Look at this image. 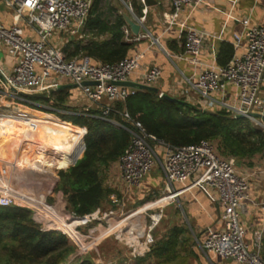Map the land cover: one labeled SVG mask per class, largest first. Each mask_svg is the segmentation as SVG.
Returning <instances> with one entry per match:
<instances>
[{"label":"built area","instance_id":"obj_1","mask_svg":"<svg viewBox=\"0 0 264 264\" xmlns=\"http://www.w3.org/2000/svg\"><path fill=\"white\" fill-rule=\"evenodd\" d=\"M0 1L12 8L15 16L10 26L0 21V47L7 48L8 54L18 60L11 75L6 76L11 87L25 93H43L57 89L58 85L51 81L55 77L57 82L67 80L78 85L83 98L89 103L86 112L97 107L106 119L114 112L119 113L131 127L126 128L131 133V142L118 160L119 180L128 193L140 189L143 181L160 165L166 181L163 198H168V203L189 190L200 189L212 202L223 205L220 221L222 227L209 231L202 246L204 255L238 264H264L261 256L264 224L254 232L253 243L250 245L246 242L248 231L241 219V212L245 211L246 202L250 199L251 175L240 171L234 158L222 156L215 142L205 140L197 145L175 148L148 133L127 111L116 110L118 103L125 102L139 90L119 83L131 80L140 69L144 54L127 57L116 64H102L83 55L67 60L64 53L52 44L55 33L68 32L74 27L81 29L85 25L94 0ZM205 2L206 0H171L172 9L164 15L166 25L179 26L185 39V53L178 58L195 67L202 65L199 56L209 35L188 26L186 21L179 23L178 17L186 9H200ZM128 6L134 19L140 25L143 24V18H138L133 7L130 4ZM23 24L33 30L38 39L27 37ZM243 26L242 33L234 36V48L241 49L242 52L236 54L228 65H203L199 75L191 78L183 76L180 81L182 85L190 86L199 99L205 102L196 104L203 110L212 106L225 110L234 117L246 116L255 125L264 127L262 119L249 116L261 114L264 110V25H253L250 18H246ZM123 31L128 42H137L142 38L141 35L135 36L128 26ZM161 78L162 69L152 67L143 73L139 84L154 86ZM87 82H94L96 85L85 86L84 83ZM2 83L4 93H0V96L12 95L20 101H26L14 93L7 83ZM180 90L178 88L177 92L184 95L185 92ZM113 123L119 126L117 122ZM176 184L183 185L184 188L177 191ZM111 198L114 204H121L115 195ZM13 205L21 204L14 195L0 192V206ZM258 209L264 214V201L258 205ZM49 211L53 214L52 210ZM59 213L52 216L60 219L64 225L59 226V229L49 227L43 230L60 231L71 242L80 246L77 242L79 238L84 239V234L79 228L95 223L98 227L88 229L92 235L100 227H104V221L113 216L115 211L110 209L103 212L99 208L83 217L72 214L67 208L61 209ZM36 217L37 210L34 211V219L38 222ZM159 220L155 216L152 218L153 224L146 236L123 228L118 231L116 239L131 250L133 258L145 257L151 252V235ZM88 250L84 247L79 252L85 256Z\"/></svg>","mask_w":264,"mask_h":264},{"label":"trees","instance_id":"obj_2","mask_svg":"<svg viewBox=\"0 0 264 264\" xmlns=\"http://www.w3.org/2000/svg\"><path fill=\"white\" fill-rule=\"evenodd\" d=\"M102 3L103 0L93 1L91 12L81 28L80 32L88 36L89 40L72 41L64 47L67 60L83 55L98 63L116 64L132 56L136 42L126 40L123 31L127 26L124 13H118L111 19L104 13ZM141 5L138 1L132 4L139 17H143ZM183 42L185 46V39ZM234 55L233 45H223L219 65H228ZM68 96L67 92L59 91L54 93L51 100L54 101V108L61 111L59 116L62 120L72 124L70 127L78 126L75 128L79 131V137L74 141L77 145H83L85 130L82 128L87 129L86 149L75 166L60 172V182L55 193L63 195L61 206L72 214L83 217L99 208L104 210L105 203L112 196L113 191L104 185L105 171L128 148L132 136L126 128L131 127L119 113H112L108 119L102 117L100 109L78 113L66 105ZM30 100L50 102V99ZM116 110L127 111L148 133L175 148L197 145L208 140L217 144L222 156L239 161L264 155V130L250 119H238L225 110L210 112L194 104L173 103L149 90H138L125 102L118 103ZM62 133L64 132L59 131L58 134ZM73 164L59 170L67 169ZM110 202L115 209L113 201ZM37 212L42 213L39 210ZM188 233V229L175 226L152 246L151 253L146 257H127L119 264H149L151 257L160 262H172L178 250L186 247L188 240L184 236ZM75 251L76 247L64 233L44 231L34 219V210L20 205L0 206V264H63ZM75 264L96 263L90 257H84Z\"/></svg>","mask_w":264,"mask_h":264},{"label":"crops","instance_id":"obj_3","mask_svg":"<svg viewBox=\"0 0 264 264\" xmlns=\"http://www.w3.org/2000/svg\"><path fill=\"white\" fill-rule=\"evenodd\" d=\"M142 1L143 3L141 6L143 7L142 9L143 17H139L134 11V13L138 18H143V24H141L142 29L140 31V35L142 38L140 41L136 42V46L132 52V56L137 55L139 53H143L144 57L141 60L140 69L132 76L130 82L139 84L143 73H145L152 67H159L162 69V78L157 84L154 85V87L158 88L160 93L185 99V101L194 105H196L194 100L198 98L197 97L198 95L193 89H191L190 86L188 85L184 86L185 84L182 85L180 81L181 78L183 76L187 78H191L194 77L195 75H199L204 68L203 65H213V64L219 65L218 60L223 45L231 44L234 47V43H235L234 36L235 34L242 33L244 29L243 26L244 19L250 18L251 24L253 25H264V0H206L204 5L198 10L195 11H191L190 9L184 10L182 13H180L178 17V22L183 23L184 21H186L188 26L193 27L200 31H204L209 35L208 39L204 43L203 52L199 56V60L202 63V65L195 67L190 63L180 60L178 58L179 56L185 53V46L183 42L184 37H182V31L180 27L179 26L169 27L168 25H166L164 15L170 13L172 9L171 0H156L158 4L154 7H149V8L146 7L144 0ZM14 19L15 16L13 9L6 6L4 1H0V21L6 26H10L14 22ZM22 26L25 28L27 37H29L30 39H38V36L33 32V30H31L29 27H26L25 24H23ZM71 30H72L71 32L72 34L80 33L81 37L84 38L83 39L84 42H87L89 40L88 36H85L80 32L81 29L74 27ZM61 34L62 33L54 34V37L52 39V44L64 53V45L63 47H60V43L61 44L65 43L66 39H64ZM79 41H81V39ZM241 52H242L241 49L235 50V55L240 54ZM17 61H18L17 58L12 57L8 54L7 48L0 47V69L6 76L11 75L15 65L17 64ZM51 81L54 82V85H58V87L73 85L71 82L67 80H60L59 82H57L55 77L52 78ZM2 82L4 81L0 78V93H4V85ZM178 88L184 91L185 94L182 95L183 93L181 92L180 93L181 96H180L179 91L177 92ZM59 91L67 92V94L69 95L66 102L67 106H69L73 110L75 109L76 112L78 113L86 112V106H89V103H87L83 98L81 89L79 87H72V88L69 87L61 90L57 89L56 92ZM234 92L235 90L232 88V93ZM53 95L54 94L50 95L48 99H42V100L50 99L49 103H45L42 101L41 102L31 101L30 99L27 98L25 99L26 100L25 102L21 101L27 104L29 103L28 105L29 107H27L29 110L34 112H39L37 114L40 115L42 118H44L41 119L43 122L40 119H9V120L10 121L17 120L18 123L20 122V125L22 127L24 125L31 124L30 132H33V134L35 133L37 121L40 120V122H42L45 125V127L48 129V133L51 136L58 137L55 135H61V137L64 138V141L68 142L69 140L65 139V137L73 134L76 129L75 127L78 126L70 127V125L72 124L69 125L68 122L61 119V117L59 116V113L61 111L54 108L53 106L54 101L51 100ZM9 97L11 96H5V95L0 96V102L3 103V101ZM73 97H75L74 101H73ZM76 98H78V101ZM262 98L264 99V86L262 89ZM36 104H50L52 109L46 110L40 108V106L36 107ZM96 109L97 107H92L91 110H96ZM206 110L210 112L222 111L221 109L219 110L212 106L210 108H206ZM261 115L263 117L259 119H262L264 121V110L262 111ZM46 116L55 117L56 119H47ZM70 128L73 129L69 131ZM82 129L85 130L83 136V138H85L87 129L86 128H82ZM14 130H17V128L12 130V134ZM59 131H62L64 133L58 134ZM66 131L69 132L65 133ZM75 134H77L76 139H78L79 133H75ZM8 138L10 141L9 144H12L11 136H8ZM36 138L38 139V137L33 136L31 141L27 140L25 142H22L21 151L22 154H24L22 157V163L23 161L26 162L29 160V166H31V153H33L30 147L31 145L33 146L34 143H36L37 140ZM37 151H40L39 147L34 148V152ZM235 162L237 168L240 171L249 173L251 175L250 191H249L250 199L246 202L245 211L241 212L242 222L248 231L246 242L251 245L253 243L254 232L256 230L261 229L262 228L261 226L264 224V214L258 209V205L262 201H264V155H259L251 160H246V161H238L235 158ZM38 168L39 169L26 168L24 170H19L18 168L12 166V169L10 168L11 176L9 177L7 176L8 179H5V184H3L4 178L2 177V179H0V185L5 186L4 188L0 189V192H6L11 195H14L17 198L19 204L20 202H24V201H36L39 205L37 206L29 205V206L36 208L42 213L44 210L41 207H44V204L41 200L47 201L48 198H54L55 196H56L55 202H58L57 204H59L58 205L59 208L60 209L66 208L61 206L62 204L61 200L63 199L62 193H58L57 195L55 193V189L57 188L60 182V176L55 174L57 171H59L60 174L61 171L67 169L56 170L53 174H47L45 170L41 169V166H39ZM16 172L20 173L19 177H16ZM3 173L7 175V172L4 169H3ZM118 179H119V170H118V161H117L113 163L110 166V168L106 171L104 185L107 182H110L111 184L113 181H116ZM165 182H166L165 175L161 167L159 166L158 172L156 174L152 172L149 175L148 181L142 183L140 189L136 190L134 194L137 197L142 198L147 192H149L148 194L153 193L154 195L156 193H159L160 191L161 193H164ZM12 187L19 189V191L17 192L14 191ZM183 188H184L183 185H179V184L175 185V189L177 191L182 190ZM31 189L37 191L38 192L37 194H39L38 197L40 198H37L33 193V190ZM111 200L112 198L110 196L109 201ZM176 204H179V209H181L180 205L186 206L185 210H183L182 212L185 213L184 211H186L188 217L186 218V221L188 222V224L190 221L192 223L195 222V226H194L195 228L193 226L188 225V228H190L188 230L189 232L190 231L192 232V233L190 232L192 235L195 234V231L199 233L205 232V238L203 239V242L208 236L209 231L217 230L222 227V223L220 221H221V214L223 212V205L219 202H212L208 198V196L200 189H192L183 193L176 199L174 203H170L169 205H167L166 208H170V210H173L174 207L176 208ZM160 206L162 205H160L159 203H154L145 206L144 209L142 208L132 213L130 216H128L127 221L133 219L135 216L141 214L142 212L148 209H154ZM200 220L207 221L206 228L202 229L201 225L199 226ZM134 222L135 221L132 220L130 222L131 224L129 223V226H132ZM178 227L187 229L185 227V224H182L181 226ZM136 229H138L140 232L142 231V227H137ZM79 230L83 234H85L84 235L85 239L90 237L91 234L89 230L88 231L87 229L82 230L81 228H79ZM131 230L137 232L133 228H131ZM140 232L137 233L140 234ZM107 233L108 232L106 231V234ZM104 240L105 239H103V241ZM261 256L264 259V233H263V241L261 247ZM76 257H78L79 259H83V256L81 255L80 252L77 253ZM215 262L217 264H238L233 261H222L220 259H215ZM110 264H116V262L115 263L110 262Z\"/></svg>","mask_w":264,"mask_h":264},{"label":"rangeland","instance_id":"obj_4","mask_svg":"<svg viewBox=\"0 0 264 264\" xmlns=\"http://www.w3.org/2000/svg\"><path fill=\"white\" fill-rule=\"evenodd\" d=\"M134 1H138L141 4L143 3L142 0H103L102 7H103V10H104V13L106 14V16L113 19L118 13L126 12L128 14H131L130 7L128 6V4H130L132 6ZM135 12H136V10H135ZM71 29L68 32H64L61 34L62 37L64 39H66V41H65L66 44L60 43V47H63V45L65 47V45H67V43L69 41L72 42V41H79L80 39L81 40L84 39L81 37L80 33L72 34ZM74 30H76V29H74ZM184 86H187V84H185ZM197 97L198 98H196L194 100V102L196 104H199V105H201V103L205 104L204 101L199 99V96H197ZM76 99L78 101V98H76ZM5 100L3 101V103L0 102V114L3 113L9 117L14 118V117H18L19 115H22V113H20V112H22L21 108L25 109L27 112H29V111L34 112V111H31L27 108V107H29L28 106L29 103L28 104L24 103L25 101L21 102L22 100L19 101V99L14 98V96H12V95H11V97L6 98ZM74 100H75V97H73V101ZM39 106H40V108H43L46 110L52 109L50 104H36V107H39ZM47 119H56V118L55 117H47ZM256 126L261 128L262 130H264V127L260 124L259 125L257 124ZM75 133H79V131L77 129H75L74 133L69 135V136H66L65 139H67L69 141H71V140L75 141V139L77 137V134H75ZM7 141L9 142V139H7ZM24 157H26V156H24ZM159 166L160 165H157V167L154 169V171H153L154 174H156L158 172ZM26 168H31V166H29V160L26 162L23 161V163L20 165V167L18 169L24 170ZM70 168H68V169H70ZM3 169L6 170L7 175L2 173V175H0V179H2V177H3L4 178L3 184H5V179H8V177L11 176V174H10L11 170H10V167H8V166H5ZM67 170H64V171H67ZM55 175H59V171H57ZM19 176H20V173L16 172V177H19ZM148 178H149V176L143 181V183L148 181ZM104 182H105V179H104ZM105 186L107 188H110L113 191L112 195H115L116 198H119L121 204L118 205L116 203L115 204L113 203V205L116 206V208L113 209L111 207L110 201L105 203V206H104L105 209L103 210V212H107L108 210L113 209L115 211V214L113 216H111L109 219L104 221V227H100L101 230L96 231L95 233L90 235V237H88L86 239L84 237V239L79 240L77 243L80 246H77V244H74L73 242L70 241V243L76 247V251L63 264H75L79 261H82V259H79L76 256H77V253L79 251H81V249L84 250V247H85V250H87V249H89V250L87 251L88 254L83 256V258L84 257H90L94 261V263H96V264H110V262H112V263L116 262V264H119L123 260L127 259V257L132 258L131 250L128 247H126L124 244L117 241L116 235H117L118 231L123 229V228H125V229L127 228L130 230H131V228H133L137 232H140L136 228L142 227V231L140 232V235L146 236L148 234L149 227H151L153 224L152 218L154 216H156L157 214H158V216H160V220H159L157 226L155 227V229L153 230V233L151 235L153 245H155L161 238H163L176 225L181 226L182 224H185V227L187 229H190V228H188V225L193 226V227L195 226V222L192 223L190 221L188 224V222L186 221V218H188L186 211H184L185 213L182 212L186 208L185 205H180L181 209H179V204H176V208L174 207L173 210H170V208H166L167 205H169L170 203H174L176 201V199L173 200L172 202H169V203L163 205V206L156 207L154 209H148V210L142 212L141 214L135 216L133 219L125 221L123 223H120L125 218L130 216L132 213H134V212H136L142 208L144 209L145 206L154 204V203L158 202L159 200H161L163 198L164 193H161V191H160L159 193H156L154 195L153 193L148 194L149 192H147L146 193L147 195L145 194L144 197L140 198L134 194V192H136V190L128 193V191L122 185V183L120 182L119 179L116 181H113L111 184H110V182H107L105 184ZM12 189L16 192L19 191V189H16L14 187H12ZM31 190H33V193L35 194V196L37 198H40V197H38L39 194H37L38 193L37 191H35L34 189H31ZM38 190H39V188H38ZM57 194L58 193H56V195ZM22 196H24V195H22ZM55 198H56V196L54 198H48L47 201L41 200L43 202L45 208H44L43 213L37 212L38 217H36V219L38 221L37 223L41 226L42 229L49 228V227H51L53 229V228L62 226V224H63V222H61L60 219L52 216V215H54V213H56L58 215V213L62 209V208L61 209L59 208V206H58L59 204H57L58 202H55L56 201ZM26 199H28V198H26ZM30 200H32V199H30ZM122 201H123V203H122ZM20 204H21L20 206L30 208L34 211L37 210L34 207H30L27 203H25V201L20 202ZM55 204H57V205H55ZM49 209L53 211V214L50 213ZM47 215L49 217H51V220H49V217H47ZM132 220H134L135 222H134V224H132V226H129V223ZM206 222L207 221H204V220L201 221L200 220L199 226L201 225L202 229L206 228ZM208 222H209V220H208ZM95 226L98 227V225H96L94 223V224L89 225V226H82L81 229L82 230L87 229V231H88V229L90 227H95ZM107 230H109V231H107ZM50 231H53V230H50ZM87 231H85V232H87ZM106 231L108 232L107 234H106ZM137 232H135V233H137ZM191 233L188 234L187 236L186 235L184 236L185 239L188 240V243H187L185 248L181 247L178 250V253H177L175 260L168 263V262H160L155 257L154 258L151 257L148 260V263L149 264H217L215 262L214 257H211V256L207 257L203 253L202 246H203V239L205 238V232L199 233V232L195 231L194 235H192ZM103 239H105V240L103 241ZM151 251H152V249H151Z\"/></svg>","mask_w":264,"mask_h":264},{"label":"bare ground","instance_id":"obj_5","mask_svg":"<svg viewBox=\"0 0 264 264\" xmlns=\"http://www.w3.org/2000/svg\"><path fill=\"white\" fill-rule=\"evenodd\" d=\"M21 110L22 112L20 113H22V115L14 118L3 113L0 114V175H2L3 168L5 166L10 167L11 169L12 166L17 168L20 167L22 164V157L24 155L21 151L22 142L27 140L31 141L33 136L38 137V139L36 138V143L30 147L33 151V153H31V168L39 169L38 167L41 166V169L45 170V172L48 174L52 171L67 167L82 157L84 152L83 145H77L74 141L66 142L61 136H51L48 133V129L42 123L43 121L41 119L44 118L38 114H31L25 111L23 108H21ZM9 119H40L42 122H40V120L37 121L35 133L33 134V132H30L31 124L24 125L22 127L20 122L18 123L17 120L10 121ZM16 128L17 130H14L12 134V130ZM8 136H11L12 144H9L10 141H7V139H9ZM38 147L40 148V151L34 152V148ZM4 187L5 186L0 185V189ZM168 201V198H163L156 203H159L163 206ZM25 203L28 205H39L36 201H25ZM41 208L44 210L45 207ZM155 218L158 220L160 219V216L157 215ZM125 221H127V218H125L120 223ZM62 225H64V223ZM53 229H59V227ZM79 239L81 240V238Z\"/></svg>","mask_w":264,"mask_h":264},{"label":"water","instance_id":"obj_6","mask_svg":"<svg viewBox=\"0 0 264 264\" xmlns=\"http://www.w3.org/2000/svg\"><path fill=\"white\" fill-rule=\"evenodd\" d=\"M145 2V5L146 7H154L156 6L158 3L156 0H144ZM124 17H125V21L128 25V27L132 30L133 34L135 36H138L140 35V31L142 29V26L129 14L127 13H124ZM87 21V20H86ZM85 21V23H86ZM0 78L8 84V80H7V77L6 75L2 72V70L0 69ZM9 85V84H8ZM85 86L87 85H96V83L94 82H87V83H84ZM119 85H122V86H127V87H131V88H137L139 90H149V91H152L156 94H159L162 98L170 101V102H173V103H179V104H182V105H190L191 103L187 102V101H182L180 100L179 98H176V97H172L168 94H164V93H160L159 89L154 87V86H147V85H141V84H136V83H132V82H123V83H119ZM9 87L12 89V91L16 94H18L20 97L24 98V99H48L50 97V95L54 94L57 89L58 90H61V89H64V88H69V87H78V85H70V86H59L57 87V89H50L49 91H46V92H43V93H25V92H21V91H17L16 89H14L13 87H11L9 85ZM250 117H255V118H262L263 116L261 114H249ZM236 118L238 119H242V118H246V116H236ZM83 148H84V152H85V149H86V144H85V138H83ZM84 152H83V155H84ZM82 155V157H83ZM81 157V158H82ZM81 158L77 159L74 164L71 166H75L76 163L78 162V160H80Z\"/></svg>","mask_w":264,"mask_h":264}]
</instances>
